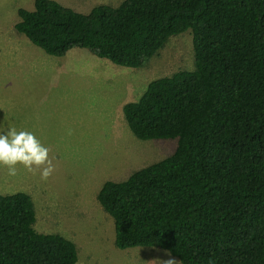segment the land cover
Returning a JSON list of instances; mask_svg holds the SVG:
<instances>
[{
  "label": "trees",
  "instance_id": "obj_1",
  "mask_svg": "<svg viewBox=\"0 0 264 264\" xmlns=\"http://www.w3.org/2000/svg\"><path fill=\"white\" fill-rule=\"evenodd\" d=\"M17 14L15 29L47 54L79 47L133 68L191 32L194 67L149 81L122 106L137 138H177L175 150L104 181L96 198L118 248L264 264V0H122L87 13L35 0ZM35 220L28 193L0 194V264H75V243Z\"/></svg>",
  "mask_w": 264,
  "mask_h": 264
},
{
  "label": "rangeland",
  "instance_id": "obj_2",
  "mask_svg": "<svg viewBox=\"0 0 264 264\" xmlns=\"http://www.w3.org/2000/svg\"><path fill=\"white\" fill-rule=\"evenodd\" d=\"M34 1L0 0V135L10 128L32 132L49 149L54 171L43 180L22 164L15 175L0 164V194L28 193L34 228L72 240L75 264H164L173 256L159 247L115 246L113 218L96 195L104 181L126 179L175 150L177 138H137L122 106L137 100L149 81L194 67L192 34L168 37L136 68L79 47L54 56L14 27L17 10L33 9ZM55 1L87 13L96 4L116 6L122 0ZM168 264L181 263L175 258Z\"/></svg>",
  "mask_w": 264,
  "mask_h": 264
},
{
  "label": "clouds",
  "instance_id": "obj_3",
  "mask_svg": "<svg viewBox=\"0 0 264 264\" xmlns=\"http://www.w3.org/2000/svg\"><path fill=\"white\" fill-rule=\"evenodd\" d=\"M0 164L8 168L9 175H15L16 165L22 164L29 171H39L43 180H47L54 171L49 149L32 132L15 128H10L6 135H0ZM174 260V257H169L164 264Z\"/></svg>",
  "mask_w": 264,
  "mask_h": 264
}]
</instances>
